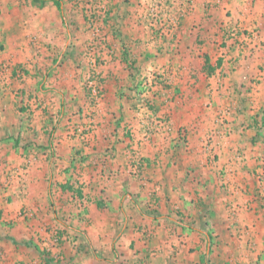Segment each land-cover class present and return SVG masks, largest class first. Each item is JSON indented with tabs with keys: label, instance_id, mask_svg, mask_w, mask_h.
I'll return each instance as SVG.
<instances>
[{
	"label": "crops",
	"instance_id": "obj_1",
	"mask_svg": "<svg viewBox=\"0 0 264 264\" xmlns=\"http://www.w3.org/2000/svg\"><path fill=\"white\" fill-rule=\"evenodd\" d=\"M209 2L216 3L217 7L209 6ZM28 3L26 9L15 12L14 19L19 20L15 25V33L24 28L25 31L36 35V38L24 44L11 43L3 49L0 44V84L8 80L11 83L16 80L27 84L23 86L24 92L0 90V122L3 115L14 116L13 119H7L4 128L0 123V132L5 135L0 138V181L3 182L4 179L0 188V264L4 259L11 261V257L20 251L19 243L28 244L31 240L30 233L45 224L61 225V229L66 233L63 239L73 235V239L90 242L91 246L94 243L111 244L119 239L124 240L128 235L127 243L135 241L133 246L142 251L140 236L135 238L134 233H131L132 228L134 225L142 226L151 221L147 219L149 214L145 210V200L140 192L143 186L140 187L137 181L129 178L133 171L129 167L133 149H139L141 155L142 167L138 173L140 178L153 179L154 183L167 179L169 182L166 181L165 187L164 184L161 188L155 186L156 195L170 196L174 202L178 200L179 195H190L193 188L190 183L184 186L185 178L194 174L200 176L196 170L204 163L205 154L202 145L188 140L187 146H184L179 138H167V132L162 134L163 138L150 140L152 127L148 124L149 115L152 121L154 113L146 109L147 114L142 116L143 110L140 114L131 110L129 100L134 98L136 93L126 89L135 86L139 78L135 76L134 70L129 71L128 66L133 63L137 68H147L143 76H147L150 68L156 66H162L163 70L169 72V78H175V70L178 67L185 69L187 74L194 66H198L202 55L211 52L215 41H218L214 40L215 33L219 37L215 22L226 23L228 20L237 28L245 31L252 29L260 24V14L254 12L252 7H258L257 4L262 1L195 0L193 9L186 15V4L182 0H28ZM101 8L103 10H100ZM228 10H231V15L226 16ZM88 16H105L111 23L107 30L116 32L108 44L107 62L99 68L104 75L107 74L106 92L97 110L100 116L93 120L95 126L98 125L101 129L98 127L95 137L92 136L90 141L88 138L85 142L77 139L62 140V110L73 113V105L69 100L74 99L77 104H82L84 100L74 85L79 81L76 74L80 71L79 68L87 66L86 60L83 62L79 55L86 40H90L91 35L94 37L86 22ZM180 16L181 19L177 23ZM206 26H214L216 32L210 35ZM253 44L242 49L244 55L254 47ZM6 65L11 68L7 69L6 79L3 81L1 73L6 71ZM15 67H22L25 71L19 73L20 70ZM179 76H182L180 79L184 77L182 74ZM42 83L43 90L37 85ZM171 95L175 96V92ZM200 96L201 93L193 94L194 98ZM145 97L150 100L158 99L149 94H145ZM19 100H24L20 101L24 108L18 104ZM33 100L37 101V110L33 106ZM27 105L29 107H26ZM156 108L160 110L158 115L164 113L160 107ZM17 109L30 112L32 115L29 120L25 118L27 121L23 119L18 123ZM176 109L178 108L175 103H170L165 110L174 115ZM39 111L44 112L40 115ZM52 122H55L53 129ZM129 129L134 133L132 138L126 136L128 132L125 131ZM15 131H20L21 135ZM152 136H155V133ZM23 137L26 138L24 141ZM40 145L46 148H39ZM20 146L24 147L25 151ZM76 156L81 160L85 159L81 176L93 183H89V189H84V200L81 197L71 201L70 185L67 184L71 173L61 172L58 167L61 168V163L78 161ZM54 164L57 169L52 168ZM187 171L191 176H185ZM75 176L76 174L72 175ZM174 178L181 181L177 180L176 183ZM10 181L13 185L6 186ZM3 186L8 188V194L2 193ZM56 189L58 194L61 193L60 205L53 201L51 195ZM5 195L7 198L12 197L3 202ZM158 205L159 214L168 213L165 201L158 199ZM179 207L183 209V206ZM21 209H26L23 215L20 214ZM165 220L174 222L171 219ZM155 223L156 221L153 227ZM125 230L127 234H124ZM192 230L188 237L195 252L186 264H201L199 258L205 255L196 252L202 250L196 246V241L203 233L201 230ZM160 234L156 235L155 232L153 248L157 253L154 254L165 258V249L158 250V247L167 246L166 244L171 247L177 243V238ZM131 235L133 240L130 241ZM162 251L164 253L161 254ZM139 255L137 252L136 257ZM223 259L213 253L209 256L211 264H229L227 258L219 263ZM11 262L10 264L17 263ZM242 263H246V259L233 261V264Z\"/></svg>",
	"mask_w": 264,
	"mask_h": 264
},
{
	"label": "rangeland",
	"instance_id": "obj_2",
	"mask_svg": "<svg viewBox=\"0 0 264 264\" xmlns=\"http://www.w3.org/2000/svg\"><path fill=\"white\" fill-rule=\"evenodd\" d=\"M182 1L186 4V15L193 9L195 0ZM260 1L262 3L257 4L258 7L255 5L252 7L254 12L260 14V24L252 29L245 31L230 24L228 20L226 23L215 22V24L217 23V32H219V37H217L214 26H206L210 35L215 33L214 40L218 41H215L211 52L205 56L202 55L198 66H194L187 74L184 72L185 69L178 67L175 70V78H169V72L163 70L162 66H156L153 69L150 68L147 76H143L147 68H137L133 63L128 66L129 71L134 70L135 76L139 78V82L135 86L126 89V91L136 93L134 98L129 100L131 110L138 111L139 114L143 110L142 116L147 114L145 113L146 109L154 113L152 121L149 115L148 124L152 127V133L149 135L150 140L157 137L163 138L162 134L167 132L168 135H165L167 138L170 137L173 140L179 138L178 140L183 142L184 146H187L188 140L202 145L205 154L204 163L200 165L199 170H196L200 176L194 174L192 177H188L187 175L190 174L188 171L185 174L187 178H185L184 186L190 183V187L193 188L190 195H179L178 200L176 199L177 201L174 202L170 196L156 195L155 186L158 185L161 188L164 184L165 187L166 181L169 182L167 179L154 183L153 179L140 178L141 175L138 173L141 172L142 167L141 155L139 149H133L129 159V167L133 171L129 178L137 181L140 187L143 186L140 192L145 200V210L149 214L147 219L151 221L150 223L145 222L142 226L134 225L132 228L131 233H134V237L140 236L142 251H138L137 247L133 246L135 241H131L133 240L132 235L130 244L127 243L128 235H126L124 240L119 239L111 244L94 243L91 246L90 242L73 239V235H69L66 240L63 239L66 237V233L61 229V225L45 224L42 228L37 227L30 233L32 241L30 240L28 244L19 243L20 251L16 256L11 257V261H16V264H186L191 254L195 252L191 239L188 237L194 229L195 231L201 230L204 236H200V239L196 241L198 242L196 246L202 248L196 252L208 256L199 258L201 264H211V260L209 261L211 253L216 254L218 258H224L219 263L224 262L227 258L229 264H233L234 259L241 258L242 260L246 259V263L242 264H263L264 0ZM208 5L217 7V4L212 2H209ZM28 6V0H0V44H2V49L6 48V45L10 46L11 43L24 44L36 38V35L25 31L24 28L21 32L15 33L17 31L15 25L19 22L14 19L15 12H20ZM225 15H231V10H228ZM180 19L181 16L178 20L176 19L177 23ZM86 22L94 37L91 35V39L86 40L85 47L79 55L83 62L86 60L88 67L79 68L80 71L76 73L79 81L74 85L84 100L82 104H77L74 99L69 100L73 105V113H69L66 109L62 110V140L64 138L69 141L77 139L85 142L88 138L90 141L92 136L95 137V132L99 127L95 126L93 120L100 116L97 110L104 99L107 79V74L104 75L102 69L99 68L104 66L108 56L104 57L106 50L95 51L96 57H93L90 51L93 48L95 50L96 46L93 42L96 41H99L107 49L111 36H114L116 32L107 30L111 23L105 16H88ZM249 44H253L254 47L244 55L242 49L249 47ZM206 58L209 66L213 68V70H209L210 72H207L206 69L208 65L205 66ZM92 60H95V63H91ZM4 67L6 68V71H3L4 75L1 73L3 81L6 79L7 69L11 68L10 65ZM15 68L20 70L19 73L25 71L22 67ZM180 74L184 75L181 79ZM92 80H95L96 84L103 88V97L98 102L91 97L89 82ZM26 85L24 82L19 83L15 80L14 83H11L8 80L0 84V90L24 92L23 86ZM37 85L42 90L44 89V83ZM173 91L177 98H166L167 96L175 97L171 95ZM169 92L171 93L168 94ZM194 93H201L202 96L194 98ZM145 94L156 96L158 99L150 100L145 97ZM20 101L24 102V100L18 101V104L24 108L25 106L21 105ZM33 102V106L37 110L38 108L35 107L37 101L33 100ZM170 103H175L178 108L174 115L165 110ZM156 107L163 109L164 113L158 115L157 112L160 110ZM19 111L17 112L18 123L23 119L29 120L32 115L30 112ZM43 112L39 111L40 115ZM131 116H133L132 113ZM9 118L13 119L14 116L8 114L1 117L2 128L5 127ZM54 125L55 122L52 124V129L55 128ZM100 129L101 127H99ZM15 133L21 135L20 131H15ZM125 133L129 138H132L131 135L134 134L130 129ZM154 133L155 136H152ZM3 136H5L3 132H0V138ZM22 139L24 141L26 138ZM20 148L25 151L24 147L20 146ZM39 148L45 149L46 147L40 145ZM83 163H85V159L81 160L78 157V161L61 163L59 164L61 168L58 167L61 172L71 173L70 179L67 180L71 190L68 189L69 196L72 195L71 201L81 198L84 189H89L90 184L93 183L81 176ZM54 165L52 168L57 169L56 164ZM74 174L76 176L72 177ZM2 180L4 182V179ZM177 180L181 181L179 178L173 179L178 183ZM63 181L64 177L61 179V184ZM3 182L0 181V188H2ZM10 184L13 185V182L10 181L6 186L10 187ZM181 184L182 182H180ZM6 186H3L2 193L4 194H8ZM57 192H59L58 189L55 193L52 191L51 195L53 201L55 200V203L60 205L62 203L61 193ZM11 197L8 198L11 199ZM3 198V202L8 199L7 195ZM158 199L167 203L168 213L165 215L159 214ZM179 206H183V209ZM196 208L200 211H193ZM24 210L26 209H21L20 214L23 215ZM27 214L28 212H26ZM59 215L61 216L60 212ZM165 219H171L174 222ZM155 232L156 235L161 233L160 235L167 234L168 237L171 235L173 238H177V243L171 247L168 244L158 247V250L165 249V258L154 254L157 253L153 248ZM124 234H127L126 230ZM163 241L165 242V239ZM137 252L140 253L138 257H136ZM11 261L4 259L2 264H10Z\"/></svg>",
	"mask_w": 264,
	"mask_h": 264
},
{
	"label": "built area",
	"instance_id": "obj_3",
	"mask_svg": "<svg viewBox=\"0 0 264 264\" xmlns=\"http://www.w3.org/2000/svg\"><path fill=\"white\" fill-rule=\"evenodd\" d=\"M93 44L97 47V49H96V47H95V50H94V48L93 49H91V51H90V54L91 55H93V57H96L95 56V54H96V52L95 51H100V50H102V52L103 51H105L104 52V57L107 55H109V52H108V49H106V48H104V46H102V44L99 42V41H96V42H93ZM107 58V57H106ZM100 61H101V59H100ZM91 63H95V60L93 61H91ZM103 63V62H102ZM105 63V62H104ZM96 67V66H95ZM89 86L91 87V97L93 98V100H96L97 102L98 101H100L101 99H102V97H103V94H102V92H103V88H102V86H100V85H98V84H96V81L95 80H92V81H90L89 82Z\"/></svg>",
	"mask_w": 264,
	"mask_h": 264
},
{
	"label": "trees",
	"instance_id": "obj_4",
	"mask_svg": "<svg viewBox=\"0 0 264 264\" xmlns=\"http://www.w3.org/2000/svg\"><path fill=\"white\" fill-rule=\"evenodd\" d=\"M208 65V67L206 68L207 69V72H210L211 70H213V68H211L208 64V59L206 58L205 59V66ZM210 70V71H209Z\"/></svg>",
	"mask_w": 264,
	"mask_h": 264
}]
</instances>
